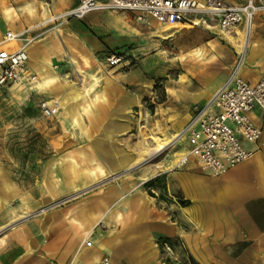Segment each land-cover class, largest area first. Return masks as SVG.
I'll return each mask as SVG.
<instances>
[{
    "label": "crops",
    "instance_id": "crops-1",
    "mask_svg": "<svg viewBox=\"0 0 264 264\" xmlns=\"http://www.w3.org/2000/svg\"><path fill=\"white\" fill-rule=\"evenodd\" d=\"M0 4L7 5L4 0ZM70 4L76 5L77 0ZM1 6L0 41L7 31L24 32L23 38L30 40L26 45L27 70L36 77L39 90L0 87V92L19 100L24 108L34 104L41 114L39 100L65 91L67 98L57 111L64 116L66 108L74 109V113L83 111V119L75 123L74 113L66 117L76 126V138L59 144L60 148L71 147L68 151L46 160H36L33 153L20 159L8 150L13 148L12 143L0 140V228L33 205L29 198L35 193L29 182L33 179L44 202L98 184L135 165L126 135L141 124L136 109L144 97L141 87L132 86L140 83L135 73L122 64L107 72L99 62L105 50L122 44L137 30L131 23L120 17L115 23L110 12L94 10L83 19L62 21L48 28L55 20L43 23L49 17L44 9L40 17L8 23ZM155 24L160 29L165 26ZM176 27L216 33L191 24ZM15 42L18 47L25 41ZM208 48L214 52L207 55L218 59L223 55L214 46ZM199 54L189 53L185 72L178 75L176 85L167 87L170 97L183 107L186 119L191 116L192 105L207 101L226 79L212 78L206 72L205 58L200 57L206 52ZM67 55L74 59L73 64ZM243 64L241 77L250 84L264 77V14L255 18L251 48ZM79 74L84 80L95 75L100 82L93 107L87 106L88 98L74 86L75 82L78 88L82 86ZM68 77L72 83L66 82ZM41 81L45 86H39ZM249 116L261 129L260 139L247 147L254 153L223 175L211 176L190 161L176 167L173 155L188 151H175L169 160L163 158L166 169L161 172L168 194L164 191L159 195L151 189L155 196H149L146 189L123 178L0 236V264H101L103 257L117 264H170L167 260H173L166 258L161 245L164 241L177 259L186 258L194 264H264V110L255 106ZM26 119L36 125L34 118ZM184 123L176 122L178 129ZM41 126L44 131L51 130L45 121ZM0 133H4L1 128ZM188 160H194L192 155ZM142 175L139 172L143 181L155 176ZM89 234L92 243L86 246L84 239Z\"/></svg>",
    "mask_w": 264,
    "mask_h": 264
},
{
    "label": "rangeland",
    "instance_id": "rangeland-1",
    "mask_svg": "<svg viewBox=\"0 0 264 264\" xmlns=\"http://www.w3.org/2000/svg\"><path fill=\"white\" fill-rule=\"evenodd\" d=\"M227 1L239 3L244 0ZM4 2L7 5L3 6L15 7L18 13H20L18 10L19 7L31 3L34 12L30 17H40L42 12L41 6L49 12V16L52 14L58 15L56 17L59 18L57 20L53 18L52 20L55 21L51 20L52 22L48 24V28L62 21L69 22L72 19H83L64 17L66 11L75 6L70 4L71 0H4ZM101 11L107 13L110 12L114 17L115 23L117 21L116 18L120 17L123 21L135 26L137 30L132 31L130 37L122 44L119 43L114 48H108L105 50L102 55L99 56V62L105 65L108 72L113 67L119 65H110V63H108L106 58L111 53L122 51L126 56V64L124 68L131 73H135L140 79L139 84H132V86H135L136 88L141 87L142 93L144 94V97L141 100V106H138L136 109V118L137 120L142 119L141 124L146 134L156 132L157 136L160 135V138L162 137V139L164 138V141H167V145L160 152L162 159L169 160L175 151L190 149L189 137L187 135V126L190 118H185L186 116L183 107L181 104H178L175 99L170 97L167 92V87H171L172 84L176 85L178 75L181 72H185L189 51L193 49L196 50L200 48V53L206 52V54H203L204 56L202 55L200 57L205 58L204 61L207 65L206 72H208L214 79L221 76H226L227 79L229 75H231L232 71L238 64V54L229 46V44L221 39V36L217 33H205L203 30L194 27L179 28L176 26H164L159 29L156 27L157 25L155 23L150 25L140 24L133 18V15L129 13L122 14V12L108 9ZM19 21L22 23L25 22L23 17L19 18ZM48 21H44L43 23H47ZM162 32L167 33L162 34ZM168 34H171V36L163 38ZM210 45L214 46L217 51L223 52L220 59L214 58L212 55H207L210 52H214L209 50L208 47ZM173 58H176V60H173ZM241 66L244 67V64ZM96 70L99 69L96 68ZM75 83L74 86L77 90H81V88L77 87L78 83ZM3 97L6 99H3ZM174 98H177V96ZM60 111H57L52 117L46 118L37 111L34 104L24 108V105L19 100L14 98L11 99L6 93L0 92V128L4 131L3 135L0 133V140H6L7 143H12L10 145H12L13 148L8 150L12 151L14 155H18L20 159L24 158L27 153H33L36 160L38 158L42 159L41 157H44V160H46L53 156H59L60 153H65L71 148H60L59 144H62L66 139L73 140L76 138V126L71 123L68 118L62 115ZM26 116L34 118L36 125H32V120L30 121L31 123L27 121ZM42 121L49 123L51 130L48 131L45 129L44 131V128L42 126L40 127ZM61 121H63L62 124L64 125V129L62 128ZM178 121H185L184 125L179 129L176 125V122ZM55 124L60 125V128H56ZM135 130L136 129L132 132H135ZM60 132L62 133L61 135H59ZM49 142H51V147L48 146L50 144ZM244 144L246 147L250 146L249 143ZM53 146L55 147L54 149ZM173 157L176 160L177 157L174 155ZM193 159L194 160L189 161L198 167L200 164L195 158ZM149 160L139 163L137 162L128 169L103 179L98 184L59 197L50 198L44 202L40 201L42 197L37 194V180L33 179L29 181L31 187L35 189V193L29 197L33 205L25 208V211L18 215L17 218L11 219L8 223L3 225L2 228H0V236L16 229L17 226H23L27 224V222L38 219L49 212L58 211L66 205L91 194L97 189L106 188L123 178L134 182L139 188L146 189L149 196H155L152 190L157 191L159 195L164 193V191L168 194L163 172H158L155 176H152V174L149 173L146 177H152L145 181L139 178V172L143 174L142 172ZM175 160L173 163H175ZM203 169L205 168L203 167ZM204 173H208V171L205 170ZM167 261L171 262L170 264H194L191 260L186 258H178L176 261ZM160 264H162V262Z\"/></svg>",
    "mask_w": 264,
    "mask_h": 264
},
{
    "label": "built area",
    "instance_id": "built-area-1",
    "mask_svg": "<svg viewBox=\"0 0 264 264\" xmlns=\"http://www.w3.org/2000/svg\"><path fill=\"white\" fill-rule=\"evenodd\" d=\"M104 9L132 13L144 25H149L151 21L163 25L188 22L222 37L223 34L235 35L237 29L244 30L246 34L255 18L264 14V0L239 3L227 0H77V4L68 9L64 17L83 18L91 11ZM23 36L24 32L7 31L0 41V87L37 91V79L27 70L26 45L30 40ZM246 38L249 43L251 36L245 35ZM9 40L25 42L15 48L2 45ZM247 47L248 44L244 54H238V64L223 85L207 101L191 107L187 126L190 149L187 155H192L214 177L248 160L254 151L244 143H256L261 136V129L254 124L249 112L255 106L264 110V77L250 84L237 74L239 66L244 63ZM106 59L110 65L126 64L123 52H113ZM49 101L41 99L37 102L41 115L46 118L55 115L58 108L57 103ZM188 161V157L184 156L176 167ZM89 236L84 239L86 246L92 243ZM161 245L166 258L176 261L170 244L164 241ZM101 264L117 263L103 257Z\"/></svg>",
    "mask_w": 264,
    "mask_h": 264
},
{
    "label": "bare ground",
    "instance_id": "bare-ground-1",
    "mask_svg": "<svg viewBox=\"0 0 264 264\" xmlns=\"http://www.w3.org/2000/svg\"><path fill=\"white\" fill-rule=\"evenodd\" d=\"M42 9H44L43 6H41ZM33 6L31 3H27L26 5L19 7L18 10L20 11V13L17 12V9H15V7L13 8L12 6H2L1 8V12L3 14V17L5 18V20L8 23L11 22H15L17 19L19 18H28L30 16L33 15ZM45 10V9H44ZM45 15V11H43V16ZM58 15H50L49 17H45L44 21H48V20H52L53 18L55 20H57L59 17H56ZM62 17V16H60ZM43 21V22H44ZM180 24H190L188 22L185 23H170V24H164L166 27H173V26H177ZM55 26V25H54ZM56 28L54 27V30ZM160 29V28H159ZM252 29H253V25L250 28V30L248 29V31L245 34V31L242 30H236L235 35H224L223 34V38H225V40H227V43L230 44V46L235 49L237 51V54H244L246 51V46L248 44V49L251 48V41H249L248 43V38H246L245 40V35L248 37L251 36L252 34ZM166 34V33H165ZM171 34L169 36H164L163 38H167L170 37ZM221 38V37H220ZM44 41V40H43ZM10 42H14L13 45H9ZM2 45L8 47V48H14L16 47V42L14 40H9V41H4L2 43ZM209 50H211L209 48ZM215 50V48H214ZM201 51L200 48L196 49V50H191L189 53H191V55H200L199 52ZM216 52V51H215ZM67 59L68 61L73 64L74 63V59L67 55ZM243 67L240 65L238 70H237V74L241 77V72H242ZM82 72V71H81ZM82 74H79L78 80L80 82L81 86V91H80V95L83 97H87L88 100L86 99L87 102V106L89 107H93L94 106V99H96L98 97L97 94V89L100 85V82L98 81V79L95 77V75L90 78L89 80H84L81 76ZM85 77V76H84ZM186 81V80H185ZM67 83H72V80L69 79V77L67 78ZM40 87L45 86L44 83L39 84ZM65 98H67V96L65 95V91L58 95V96H51L49 98V102H55L57 103L56 105L58 106V108L55 110V112H57V110L59 109V107H63L62 103L64 104ZM65 117H67L70 113H74V109L73 110H68L67 108L64 109ZM72 119L73 122L75 123H79L80 120L83 119V111H77L76 113H74V115H72ZM139 122V121H138ZM160 136V135H159ZM159 136H157L156 132H153L151 134H146L145 130L143 129V126L141 124H138L137 130L133 133H128L126 135V140L128 142L129 148L130 150L134 153V161L135 163H139L142 161H146L149 160L148 164L145 166V169L143 170V177H146L149 173H151L152 175L157 174L158 172L164 171L165 168V164L164 161L162 159V156L160 154V152L165 148V146L167 145V141H164L162 138H160ZM176 158L175 163L177 166V162L180 160V158L186 156L189 157L190 155L187 154H182V153H175L174 154ZM22 217V216H21ZM17 220V219H16ZM2 228V227H1Z\"/></svg>",
    "mask_w": 264,
    "mask_h": 264
}]
</instances>
